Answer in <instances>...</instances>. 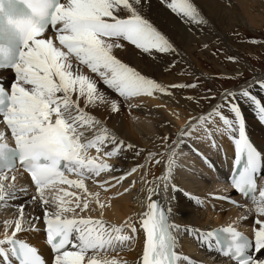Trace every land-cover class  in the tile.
I'll list each match as a JSON object with an SVG mask.
<instances>
[{"label":"snow or ice","instance_id":"1","mask_svg":"<svg viewBox=\"0 0 264 264\" xmlns=\"http://www.w3.org/2000/svg\"><path fill=\"white\" fill-rule=\"evenodd\" d=\"M22 2L29 14L16 19L9 17L10 29H0V54L7 55L15 34L18 33L23 41L16 61L8 65L0 64V68L13 70L15 79L10 84V91L0 85V115L15 141V147H10L5 134L0 132V207H11L19 195L27 194V188L6 183L9 180L7 172L15 173L18 161L19 167L31 176L35 186L31 201L43 211L47 244L54 253V264H127L116 257L109 258L107 252L115 250L117 245L123 250L125 242L133 240L138 232L137 224L145 237L143 255L138 264H184V261L193 264L188 257L181 260L175 249L181 232L195 229L182 228L172 222L171 201L173 193L182 187L175 180L176 162L180 155L178 147L185 138H191L194 132L200 131V124L209 122L206 117H198L199 124L195 128L190 124L188 128L181 129L171 145L165 137L162 153L148 150L147 164L131 167L124 173L127 176L139 168L145 169L142 180L146 186L147 203L136 220L130 218L117 226L80 215L89 208L86 197L62 188L53 191L58 185L67 184L88 193L84 183L86 179L95 183L94 177L118 166L109 163L105 157L119 159L125 150L141 155L136 146L119 139L101 120L85 111L87 107L106 104L118 110L119 102L110 100L98 90L97 81L85 75L81 66H87L108 89L125 100L141 95L151 96L154 92H167L168 89L117 59L113 49L122 47L119 43L121 39L148 55L153 52L178 55L177 46L145 17L144 0H67L66 4L61 0ZM163 2L173 13L186 20L206 23L195 0ZM0 11H3L2 0ZM58 24L61 25L59 28L56 27ZM50 26L60 46L54 45L52 38L37 39ZM253 84L264 90V79L254 80ZM252 86L242 87L239 91L226 90L219 103L212 106L209 115L219 117L223 122V128L216 131L228 134L234 141L235 166L238 167L240 161L247 158L245 167L232 178V186L245 197L258 190V199L253 198L255 212L258 217H264V177L258 175L264 168V153L248 139L243 114L237 103L239 97L247 98L264 120V103L252 94ZM178 87L195 88L197 85L170 86L172 89ZM81 98L84 107H81ZM225 105L233 118L223 115ZM211 123L215 125L216 121L213 119ZM205 131L214 145L213 133ZM92 149H95V156L89 154ZM157 156L161 159L157 160ZM165 159L166 171L148 180L149 165L152 162L163 165ZM66 173L78 178L69 179ZM258 178L262 182L259 189ZM11 180L15 181L16 176L13 175ZM61 192L63 195H60ZM196 201L198 205L201 203L199 198ZM232 203L237 204L238 201ZM15 207L18 216L3 221L0 258L4 264H11L12 257L19 264H45L38 249L17 236L26 227L35 230L36 218L27 216L23 206ZM100 207L103 208V204ZM255 224L258 227L254 229L252 238L233 226L197 234L208 241L209 246L213 239L217 248L226 245L222 249L223 254L230 256L234 264H264V254L254 256L249 252L250 249L257 253L264 250V219L257 218ZM125 229L133 235L125 234ZM101 251L105 255L101 256Z\"/></svg>","mask_w":264,"mask_h":264},{"label":"bare ground","instance_id":"2","mask_svg":"<svg viewBox=\"0 0 264 264\" xmlns=\"http://www.w3.org/2000/svg\"><path fill=\"white\" fill-rule=\"evenodd\" d=\"M63 3L66 4L67 0H64ZM195 3L206 21L204 24L186 20L173 13L163 0H144L143 14L174 42L178 55L156 52L148 55L122 39L119 41L122 47L113 49V55L117 59L163 84L168 89L167 92H154L151 96L141 95L125 100L108 89L96 74L87 69V66H81L85 75L97 81L98 90L110 100L114 99L119 102L118 110L113 109L110 104H106L100 107H87L85 111L101 120L105 127L117 134L119 139L136 146L141 155L136 156L132 151L125 150L119 159L105 157L109 163L118 166L115 170L110 169L102 172L100 176L94 177L95 183L92 179H86L84 183L88 193L67 184H60L53 191L62 188L69 193L86 197L89 208L80 215L101 219L108 224L117 226L130 218L136 220L139 214L145 210L144 205L147 203L146 186L142 180L145 169L139 168L127 176H124V173L131 167L147 164L148 150L162 153L165 137L168 138L167 143L173 137L172 144L181 129L188 128L190 124L195 128L199 124L197 118L206 117L209 122L200 124V131L194 132L191 138H185L178 147L180 155L177 159L175 180L182 187L173 193L171 206L173 208L172 220L176 224L181 225L182 228L195 229V231L181 232L180 234L177 248L181 252V260L188 257L193 264H211L220 262L218 256L211 250L214 244L211 241V246H209L208 241L202 240L198 236V232L209 231L216 225L226 223L250 230L252 226L258 227L255 224L257 218L264 219V217H258L255 206H245L244 202L241 207L233 206L231 199L234 198V193L228 185L230 173L226 168L231 166L229 160L235 154L234 141L228 134L216 131L218 128H223V122L219 117L209 115L210 110L204 114L200 113L199 109L194 108L193 104L187 102L188 100L186 101V98L180 95V89L170 88L175 84L176 78L168 77L166 70L169 64L174 61L191 59L190 52H193L194 42L197 45L217 34L220 35V29L224 28L223 24L227 25L229 20H239L235 19L237 11L241 12L242 21L250 25L253 24L254 15L251 10L247 9L255 5L256 0H195ZM217 8H219L218 11ZM235 23L233 22L232 26ZM48 38L53 39L54 45L60 46L54 31L50 35L46 32L38 39ZM263 76L264 74H258L256 78L243 85L245 87L252 85L254 80L261 79ZM0 77H4L8 84L15 82L14 73L10 70H0ZM243 101L244 99L240 98L237 100L239 103ZM245 103L248 105L247 109L242 110L243 108H241L240 110L243 114L247 137L254 141L259 151L264 153V120H261L260 112L251 101ZM81 107H84L83 98H81ZM223 115L229 119L233 118V114L225 108ZM213 119L216 121L215 125L211 123ZM5 128L8 126L3 117H0V132H3L6 138L14 139L11 130L8 128V133ZM205 130L213 133L214 145L207 138ZM108 147L111 148V145ZM91 154L96 155L95 149H92ZM156 159L160 160L161 157L157 156ZM166 164V159L163 165L152 162L147 169L149 172L147 179L151 180L153 175L160 176L163 171H166ZM7 175L9 180L6 183H14L18 188H27V194L19 195L12 202L13 206L11 207H0V234L3 232V221L13 220L18 216L15 206H23L27 216L36 218L34 221L35 230L26 227L24 231L17 234L18 238L36 245L44 253L45 264H54V253L46 246L43 211L31 201V197L35 195V188L21 171L16 170L15 173L9 172ZM13 175L16 176L15 181L11 180ZM66 175L69 179L78 178L71 173H66ZM121 176L124 178L118 180ZM262 177H264V168ZM92 193L96 195H92ZM60 195L63 193L61 192ZM196 198H199L201 202L199 205ZM65 199H75V197H65ZM101 204H103V208L100 207ZM77 211L79 212V209ZM137 227L138 232L134 239L125 242L123 250H121V246L117 245L115 250L108 251L109 258L116 257L118 260L126 261L127 264H138L143 255L145 237L138 224ZM125 234L133 235L128 229H125ZM69 248L71 249V246ZM175 251L177 250L175 249ZM100 255L103 256L105 253L101 251ZM0 264H4L2 258H0ZM11 264H17L15 257L11 258ZM184 264H188V262L184 261Z\"/></svg>","mask_w":264,"mask_h":264},{"label":"rangeland","instance_id":"3","mask_svg":"<svg viewBox=\"0 0 264 264\" xmlns=\"http://www.w3.org/2000/svg\"><path fill=\"white\" fill-rule=\"evenodd\" d=\"M247 10H251L254 15L253 24L242 21L241 12L237 11L235 19L238 18L240 22L229 20V23L223 24L224 28L220 29V35L217 34L197 45L194 42L193 52H190L191 59L174 61L166 70L168 77L176 78L175 84L197 85L195 88L177 89H180V95L193 104L194 108L199 109L200 113L211 111L212 106L219 103L220 96L226 90L239 91V88L245 87L244 83L256 78L258 74H264V0H256L255 5ZM233 22L237 24L232 26ZM229 57L236 59L230 60ZM252 85V94L264 102V90ZM239 98L244 99L242 103L237 102L240 109L246 110L248 105L244 102L250 100ZM226 106L223 109H228ZM172 138L168 141L169 145ZM177 164L178 161L176 169Z\"/></svg>","mask_w":264,"mask_h":264}]
</instances>
